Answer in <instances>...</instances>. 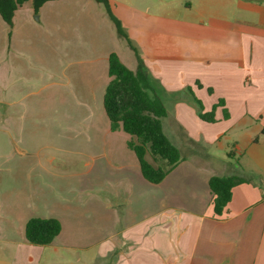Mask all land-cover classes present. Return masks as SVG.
Masks as SVG:
<instances>
[{
  "label": "crops",
  "instance_id": "crops-1",
  "mask_svg": "<svg viewBox=\"0 0 264 264\" xmlns=\"http://www.w3.org/2000/svg\"><path fill=\"white\" fill-rule=\"evenodd\" d=\"M109 1L127 38L97 0L0 14V264H264V0ZM113 52L184 156L159 183L105 111ZM219 147L245 180L221 216ZM33 217L60 220L50 244L27 240Z\"/></svg>",
  "mask_w": 264,
  "mask_h": 264
},
{
  "label": "trees",
  "instance_id": "trees-1",
  "mask_svg": "<svg viewBox=\"0 0 264 264\" xmlns=\"http://www.w3.org/2000/svg\"><path fill=\"white\" fill-rule=\"evenodd\" d=\"M27 0H0V14L9 24L13 23L15 10ZM35 11L50 0H32ZM102 2L115 22L118 33L127 38L121 20L113 13L109 0ZM142 69V63L140 65ZM111 77L104 94V107L111 128H122L132 135L129 146L135 151L144 177L153 183L161 182L167 173L184 159L181 149L169 138L163 126L167 114L165 104L152 96L146 88L147 76L142 70L136 72L127 67L117 53L109 56ZM200 103V102H199ZM201 118L214 121L212 112L200 113ZM153 161H163L164 165ZM245 181L236 175H214L209 180L213 194L214 212L224 214L232 199L233 188ZM62 225L57 218L33 217L26 224V238L32 244H50L61 232Z\"/></svg>",
  "mask_w": 264,
  "mask_h": 264
},
{
  "label": "rangeland",
  "instance_id": "rangeland-1",
  "mask_svg": "<svg viewBox=\"0 0 264 264\" xmlns=\"http://www.w3.org/2000/svg\"><path fill=\"white\" fill-rule=\"evenodd\" d=\"M230 150H231V148H227L225 150L221 149L220 147L218 149L216 148V151H219L218 152L219 153V158L215 157L213 163H217L218 164L219 162H221L222 161V157H223V153L226 152L225 161H226V164H229L227 166L228 170H231V173H233V172L236 173V174H228V175H236V176L241 177L242 174H243V172H242L243 165H242L241 158H240L241 156L238 153L236 155H231V157L228 156V153L230 152ZM153 162L155 164H160L159 161L158 162L153 161ZM163 164L165 166V162H161L160 165H163Z\"/></svg>",
  "mask_w": 264,
  "mask_h": 264
}]
</instances>
